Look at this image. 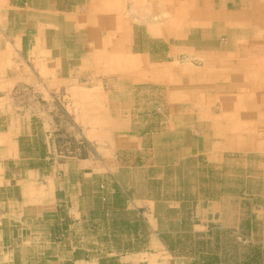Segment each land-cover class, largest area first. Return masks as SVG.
Returning a JSON list of instances; mask_svg holds the SVG:
<instances>
[{"label": "crops", "instance_id": "1", "mask_svg": "<svg viewBox=\"0 0 264 264\" xmlns=\"http://www.w3.org/2000/svg\"><path fill=\"white\" fill-rule=\"evenodd\" d=\"M227 28L240 31L231 64ZM261 31L264 0H0V91H41L37 111L23 115L0 95V264H207L171 253L180 245L168 236L239 226V198L143 192L160 180L148 175L160 165L139 161L148 148L131 131L128 93L158 81L174 109L190 104L183 157L264 150L256 142L264 139V39L247 41ZM181 52L202 59L200 68L172 67ZM175 72L200 73L186 83ZM52 94L70 114V145L56 142L64 123ZM210 106L218 113L208 115ZM84 141L92 152L81 156ZM256 212L254 228H264V207Z\"/></svg>", "mask_w": 264, "mask_h": 264}, {"label": "rangeland", "instance_id": "2", "mask_svg": "<svg viewBox=\"0 0 264 264\" xmlns=\"http://www.w3.org/2000/svg\"><path fill=\"white\" fill-rule=\"evenodd\" d=\"M263 32L261 31V33ZM238 35H240V31L233 28H227L223 35L224 53L227 56L224 58L225 61L229 60L230 64L232 61H237L236 57L239 51L236 50L237 46L234 40ZM253 35L247 41L252 42L255 39L263 42L264 35L260 34L256 37ZM202 63V59L185 52L179 53L170 62L172 67L188 68L189 70H198ZM199 73L175 72L177 77H182V79L187 74L186 83L195 81L196 75ZM165 75H167L166 72ZM206 76L204 74L202 83L210 84V80L205 81ZM114 86L115 82L112 83L111 87L112 96L116 98L123 91L114 89ZM178 88L183 94H188L191 90L185 91L184 87ZM129 91L131 93H128V98L129 100L132 99L131 104H129L131 108V112L129 111L132 124L131 131L141 133L143 143L148 148L139 161L154 159L160 165L158 170L148 173V175L153 176L159 175L160 180L144 182L141 188L143 192L176 196L186 194L194 198L201 194L215 200L221 198L231 200V197L237 200L239 198V226L215 228V223H208L207 228H183V232L175 239H172L170 235L168 236L169 243L172 242L171 240H176L177 244L180 245V248H171L169 251L190 259V261H197L198 258L200 260L205 259L207 264H264V228H254L256 211L262 210L264 207V150L261 145L252 148L253 151H230L227 146H224L223 156L221 155L222 151H218L217 158L210 153L208 156L204 154L198 158L195 156L183 157L187 155L183 148H180L184 134L182 131L184 112H189L190 104L187 106L179 104L174 109L170 105L167 85L158 81L149 80L143 86L134 87ZM208 93L211 95L210 91ZM0 95L5 96V99L10 101L12 111L22 115L37 111L35 109L39 105L34 106L33 103H37L41 99L40 89L26 84H17L13 88L2 90ZM52 96L55 100L53 108L64 123V130L61 131L64 137L58 136L56 142L59 146L67 143L70 145L73 139L65 127L66 122L69 123L71 120L70 114L66 110L62 97L56 99L57 94H52ZM198 108L205 110L204 106ZM184 109L186 110L184 111ZM217 109L215 106H210L207 111L208 115L217 114L219 111ZM192 114L195 118L196 113L193 112ZM114 117H112L110 124H112V131H117L120 121L118 118L114 120ZM198 129L196 122H193L192 132H197ZM174 130L177 133H174ZM188 132H190L189 129ZM263 140V138H258L256 142L262 143ZM207 144V147L211 149L213 142L209 141ZM81 145V156L87 155V150L92 152L91 144L89 145L87 141ZM241 148L248 149L247 146ZM175 161L178 163L176 164ZM103 185L101 183L99 187L102 188ZM254 194H257L255 199L251 198ZM232 202L235 204V201ZM151 263H154V259H151Z\"/></svg>", "mask_w": 264, "mask_h": 264}, {"label": "trees", "instance_id": "3", "mask_svg": "<svg viewBox=\"0 0 264 264\" xmlns=\"http://www.w3.org/2000/svg\"><path fill=\"white\" fill-rule=\"evenodd\" d=\"M263 253H264V250H263ZM258 254V253H257Z\"/></svg>", "mask_w": 264, "mask_h": 264}]
</instances>
